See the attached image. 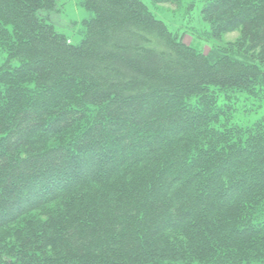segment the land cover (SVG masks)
I'll list each match as a JSON object with an SVG mask.
<instances>
[{"label": "trees", "instance_id": "trees-1", "mask_svg": "<svg viewBox=\"0 0 264 264\" xmlns=\"http://www.w3.org/2000/svg\"><path fill=\"white\" fill-rule=\"evenodd\" d=\"M56 1L0 0V264H264V128L216 126L264 89V0H204L239 32L209 54L142 0H79L73 44Z\"/></svg>", "mask_w": 264, "mask_h": 264}, {"label": "rangeland", "instance_id": "rangeland-1", "mask_svg": "<svg viewBox=\"0 0 264 264\" xmlns=\"http://www.w3.org/2000/svg\"><path fill=\"white\" fill-rule=\"evenodd\" d=\"M154 15L164 21L169 28L183 37V41L205 54L214 48L222 47L234 42L239 37L235 31L223 35L219 40L209 34V24L202 18L201 10L204 0H180L175 3H160L153 0H142ZM190 5H193L192 7ZM55 28L66 34L73 44H78L83 38L80 30L83 20L90 17V13L80 5L79 0H57L55 8L50 12H43ZM7 61V54L0 48V64ZM17 61H12L15 66ZM194 104L195 99L191 100ZM220 104L228 109V116L221 119L220 124L239 126L244 130L264 128V89L256 91L254 95L241 94L226 100L220 98Z\"/></svg>", "mask_w": 264, "mask_h": 264}]
</instances>
